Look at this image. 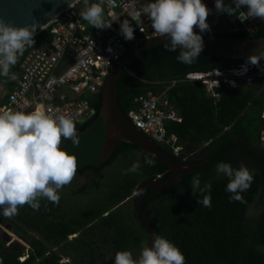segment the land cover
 Segmentation results:
<instances>
[{"label": "trees", "instance_id": "1", "mask_svg": "<svg viewBox=\"0 0 264 264\" xmlns=\"http://www.w3.org/2000/svg\"><path fill=\"white\" fill-rule=\"evenodd\" d=\"M146 1H142L145 3ZM97 3V0H89ZM78 14L85 7L84 0L77 2ZM104 17L106 19V9ZM83 19V18H82ZM88 30L94 29L83 19ZM197 33H201L197 28ZM208 33V32H203ZM221 35L235 37L264 36V25L256 31H226ZM50 39L47 28L34 35V45L27 47L18 62L11 68L15 75L20 70L23 57L42 42ZM141 42V41H140ZM140 42L126 41L127 50ZM166 43L157 45L139 55L117 80V100L123 113L135 108L134 96L162 93L166 104L163 113L173 110L174 119L164 118L167 133L177 135L182 145L180 157L186 160L209 158L223 150L212 160L196 166L183 176L172 189L157 195L146 191V207L157 229L180 249L185 264H264V148L260 132L264 125L261 117L264 108V76L247 83L237 79L234 87L221 85L215 90L217 98L206 93L198 80H187L191 71H208L241 62V58L212 57L201 53L192 63L177 60L179 49L168 51ZM14 79L0 76V85L11 90ZM101 90L86 95L95 113L76 125L79 146L62 138L61 149L77 157L76 175L92 173L86 185L77 190L66 185L59 190L60 201L56 205L46 198L40 199L39 210L24 205L18 214L5 217L0 208V262L2 264H93L98 249L112 247L118 251H130L135 259L146 246L149 232L135 211V192L145 180L165 178L167 167L156 161L145 163L147 155L135 144L120 142L107 161L96 165L104 138V125L99 115ZM5 95L0 99V104ZM237 141L246 144L243 148ZM164 151L171 150L159 145ZM234 153L248 156L255 166L248 168L253 175L250 187L241 193L244 202L230 200L226 191L229 178L217 174V164L224 162L236 168ZM139 161L136 173L125 170ZM199 176L201 187L211 184V207L198 204L204 195H193L191 182ZM256 200L258 208L249 215L250 206ZM92 227L83 228L89 222ZM2 226L28 244L3 239ZM99 233L96 234V232ZM103 233H106L103 235ZM72 235H74L72 237ZM89 236L91 240H89ZM97 241V243L95 242ZM110 244V245H109ZM21 257H23L21 259ZM67 257V260H63Z\"/></svg>", "mask_w": 264, "mask_h": 264}, {"label": "clouds", "instance_id": "2", "mask_svg": "<svg viewBox=\"0 0 264 264\" xmlns=\"http://www.w3.org/2000/svg\"><path fill=\"white\" fill-rule=\"evenodd\" d=\"M108 2L114 4L115 0ZM233 2L235 8L225 5L223 0H215V8L220 13L235 14L238 9L246 7L247 11H241L238 19L264 20V0ZM84 5L80 15L92 27L111 28L112 23L106 21L100 3L84 0ZM143 12L151 21L154 32L159 37L169 38L165 45L168 51L179 49V62L192 64L201 55L203 39L194 29L198 28L201 33L211 30L207 23L210 10L203 0H153L144 7ZM35 29V24L17 27L0 18V76L15 79L11 68L26 48L34 45ZM134 31L128 20L121 22L120 33L126 41L135 38ZM261 59H264V52L248 57L247 63L235 74H245L247 64L259 66ZM56 112L59 109H37L30 113L0 111V208L5 217L17 215L18 209L24 205L34 211L39 210L41 198L58 205L59 190L70 184L76 175L77 157L60 147L62 138L70 139L75 147L79 146L76 125L71 117L56 115ZM145 163L154 165L155 160L153 157H145ZM140 167L137 161L125 170V174L136 173ZM216 172L229 178L226 191L232 194L230 200L243 203L241 193L253 181L249 169L244 164L233 169L231 164L221 162L217 164ZM191 190L193 195L197 192L209 193L198 200V204L211 207L210 183L201 187L199 176L193 177ZM114 264H185V256L172 242L157 235L152 247L142 248L139 259H134L130 251H118Z\"/></svg>", "mask_w": 264, "mask_h": 264}, {"label": "built area", "instance_id": "3", "mask_svg": "<svg viewBox=\"0 0 264 264\" xmlns=\"http://www.w3.org/2000/svg\"><path fill=\"white\" fill-rule=\"evenodd\" d=\"M142 1L115 0L110 4L108 0H97L106 9V21L112 23L107 29L88 30L73 6L62 10L45 27L50 39L23 57L13 87L0 104V111L30 113L37 109H59L56 115L69 116L75 124L92 117L95 109L86 95L102 89L109 70L127 50L126 40L120 33L121 22L128 20L134 27V43L158 36L148 27L151 21L143 12L148 3ZM207 8L210 15L216 11L215 4ZM247 59L224 68L191 71L185 74V79L200 81L206 93L217 98L219 94L215 89L221 85L234 87L237 79L251 83L264 76V59L259 66L247 64L245 74H235ZM133 102L136 107L128 110V119L158 145L168 147L173 155L180 157L182 145L176 134L167 133L163 122L164 118L174 119L176 114L173 110L162 112L161 105L166 104L162 93L138 94ZM261 117L264 119V108ZM260 139L264 148V125Z\"/></svg>", "mask_w": 264, "mask_h": 264}, {"label": "water", "instance_id": "4", "mask_svg": "<svg viewBox=\"0 0 264 264\" xmlns=\"http://www.w3.org/2000/svg\"><path fill=\"white\" fill-rule=\"evenodd\" d=\"M211 2L215 4V0H211ZM223 3L235 8L233 0H223ZM70 6H73L74 10H78L77 0H0V18H3L6 22H11L17 27L35 24L34 35H36L62 10ZM241 11H243V8L238 9L235 14L220 13L216 10L213 15L207 17V20L211 19V22L215 23L218 28L210 30L208 33H198L202 36L204 43L202 54L212 57L246 59L264 52V36L235 37L221 35L222 32L248 30V28L254 32L258 27L264 25V20L258 18L243 21L238 19ZM148 27L153 29L151 22ZM168 42L169 38L167 37L154 36L126 50L109 70L101 90L99 115L104 125V138L99 152V161L96 165L107 161L118 143L126 142L137 145L147 155L164 164L169 171L165 178L161 179L158 175L157 178L142 181L133 193L137 216L149 232L146 244L148 247H152L155 236H157V229L146 207L147 189L151 188L153 195L172 189L182 181L184 175L190 173L196 166L212 160L221 150L226 148L223 147L217 154L209 158L181 159L164 151L153 139L137 128L121 110L117 100V80L122 71L142 53L152 47ZM237 144L243 148L247 147L242 141H237ZM141 251L135 259H139Z\"/></svg>", "mask_w": 264, "mask_h": 264}, {"label": "rangeland", "instance_id": "5", "mask_svg": "<svg viewBox=\"0 0 264 264\" xmlns=\"http://www.w3.org/2000/svg\"><path fill=\"white\" fill-rule=\"evenodd\" d=\"M248 29H250V28H248ZM6 92H7V88L3 85H0V99L6 94ZM197 156L201 157L202 154L199 153ZM233 159L236 161L237 169L240 167L241 164H244L247 168L255 166L254 162L248 156H245L241 153H234ZM233 169H236V168L233 167ZM89 175L93 176L95 179H98V180L100 179V177L95 176L92 173H88L87 175H75L74 179L71 181V183L69 185H72V187L74 189L79 190V189H81V187H83V185L85 183L88 182V180H89L88 176ZM257 208H258V205H257L256 200H255L250 206L249 215H250V213L253 212V210H255ZM4 227L5 226H2L3 239L7 242V244L13 240L17 241L24 246V249L26 251L28 248L27 242H25L22 238L16 236L8 228H4ZM104 234H106V233H103V235ZM113 253H114V251H113L112 247L103 246L102 248L98 249V257H95V263L94 264H114V258L115 257L113 255ZM98 258L100 259V261L98 260ZM63 260H67V257H64Z\"/></svg>", "mask_w": 264, "mask_h": 264}, {"label": "crops", "instance_id": "6", "mask_svg": "<svg viewBox=\"0 0 264 264\" xmlns=\"http://www.w3.org/2000/svg\"><path fill=\"white\" fill-rule=\"evenodd\" d=\"M143 1H146L145 3L153 2V0H143ZM203 3H205V5H206L207 7H211V6H213V3L211 2V0H203ZM243 11H247L246 7L243 8ZM207 23L209 24L211 30H215V29L218 28V26L215 25V23H212V22H211V19H208V20H207ZM196 29H197V28H195L194 30H196ZM200 158H202V156H201Z\"/></svg>", "mask_w": 264, "mask_h": 264}, {"label": "flooded vegetation", "instance_id": "7", "mask_svg": "<svg viewBox=\"0 0 264 264\" xmlns=\"http://www.w3.org/2000/svg\"><path fill=\"white\" fill-rule=\"evenodd\" d=\"M259 19V18H258ZM249 30V29H248ZM98 177H100V179L99 180H101L102 179V177L101 176H98ZM86 185V183L83 185V187ZM83 187H81V188H83ZM95 224V222L93 223V221L92 222H89V223H87L83 228H88V227H92L93 225ZM97 233H99V231H97L96 232V234ZM72 236H74V235H72ZM91 237L92 236H89V240H91ZM96 243H97V241H95ZM98 260L100 261V259L98 258ZM95 263V260H94V262H93V264Z\"/></svg>", "mask_w": 264, "mask_h": 264}, {"label": "bare ground", "instance_id": "8", "mask_svg": "<svg viewBox=\"0 0 264 264\" xmlns=\"http://www.w3.org/2000/svg\"><path fill=\"white\" fill-rule=\"evenodd\" d=\"M182 159V158H181Z\"/></svg>", "mask_w": 264, "mask_h": 264}]
</instances>
